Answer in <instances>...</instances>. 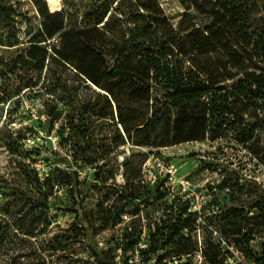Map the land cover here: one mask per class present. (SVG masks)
<instances>
[{
  "label": "rangeland",
  "instance_id": "1",
  "mask_svg": "<svg viewBox=\"0 0 264 264\" xmlns=\"http://www.w3.org/2000/svg\"><path fill=\"white\" fill-rule=\"evenodd\" d=\"M0 5L6 9V23L19 19L25 28L29 22L32 31L44 22L51 26L52 19L47 17L57 12L68 15L77 26L85 24L90 17L105 15L98 25L100 31L106 33L102 39L95 32L81 36L82 42L96 41L108 50L103 60H98L92 67L88 64L93 77L102 86L112 84V79L106 74L113 65L111 54L119 51L120 41L128 33L127 28L135 25L139 38L164 61L173 63L176 58L181 60L187 80H195L196 72L189 64L191 46L186 35L197 26L212 43L209 49L213 57L220 53L233 71L248 69L247 62L221 27L213 25L209 18L185 10L178 0H0ZM26 39L27 35L22 41ZM55 68L54 78L57 80L51 81L52 78L48 77L43 81L46 77L43 72L38 85L27 91L22 89L24 74L21 72L7 75L0 81V185L4 180L15 178V172L20 175L29 173L32 179L36 172L39 182L50 177L47 183L52 220L45 232L35 238V243L43 248L48 264H77L75 261L86 258L94 250L114 255L122 264L123 254L119 245L126 241V232H129L126 246L128 242L137 241L138 249L147 248L148 225L154 222L151 220L153 206L143 207L142 203L146 198L156 196V189H160L157 186L161 183L167 191V201L174 197L188 200L191 210L196 212V229L190 238L194 247L192 264H208L201 250L210 244L221 247L226 255L225 264H254L250 255L264 259V209L252 208L256 202L264 204V163L251 154L250 148L238 143L235 134L220 131L214 134L217 136L214 140L206 135L201 141H182L151 148L135 144L145 139L143 132L132 133V139L124 137V143L107 161L99 165L75 163L68 151L60 146L58 129L65 126L66 134L69 131L67 127L79 121L66 115L69 106L77 107L79 101L85 100L103 108L106 99L102 94L106 92L88 81L74 66ZM134 87L124 85L118 96L129 127V119L134 117L147 123L143 115L150 114L148 107L152 103L150 101L147 106L146 102L128 101ZM65 89L76 97L70 96ZM15 90L18 95L9 96ZM175 97L176 93L167 92L168 101ZM261 103L264 107V99ZM258 105L259 109H255L247 101L236 103L243 123L263 121L264 108L260 102ZM47 108L63 113L51 124ZM112 108L116 120L114 102ZM133 109L130 116L129 111ZM175 113L176 108H173L172 121ZM87 121L92 137L103 139V143H114L115 126L110 124L111 121L96 115H91ZM30 127L34 134L27 131ZM147 128L150 139L154 140L162 130V124L152 121ZM119 129L122 133L120 126ZM136 154H144L145 157ZM131 155L133 161L129 164V173L123 175L125 160ZM135 164H141V186L135 193L144 197L129 201L126 215L119 224L102 228L101 222L93 219L88 225L85 216L89 211H95L99 203L114 209L124 204L123 195L134 193L130 189L123 191L121 187L126 183V177L135 175ZM168 169L173 171L172 175ZM104 180L106 182L102 183ZM138 180L136 178V185ZM38 189L37 186L36 191L39 192ZM118 189L123 193L120 194ZM2 193L5 192L0 188V202L5 201ZM234 209L239 212H234ZM237 231L244 235L239 241H235L232 235ZM233 241L237 246L232 244ZM8 251L4 241L0 242V264L12 255ZM126 256L130 253L127 252ZM142 259L144 257L136 250L126 264H155L156 257L150 256L148 262Z\"/></svg>",
  "mask_w": 264,
  "mask_h": 264
},
{
  "label": "trees",
  "instance_id": "2",
  "mask_svg": "<svg viewBox=\"0 0 264 264\" xmlns=\"http://www.w3.org/2000/svg\"><path fill=\"white\" fill-rule=\"evenodd\" d=\"M178 1L185 10L209 18L213 25L221 27L247 62L248 69L243 72L233 71V67L220 53L213 57L209 49L212 43L197 26L186 35L191 46V51L188 52L189 64L196 72L195 80H187L181 60L176 58L173 63L164 61L139 38L135 25L127 28L128 33L121 39L119 51L111 54L113 65L106 74L112 79V84L102 86L93 77L88 64L92 67L98 60H103L108 50L96 41L82 42L81 36L95 32L102 39L106 33L100 31L98 25L105 15L90 17L86 19L85 24L77 26L68 15L57 12L47 17L52 19L51 26L44 22L32 31L29 22L25 28L19 19L6 23V9L0 5V81L7 75L14 76L21 72L24 74L23 80L21 78L22 89L27 91L38 85L43 72L46 75L43 81L48 77L53 81L57 80L54 78L57 68L53 69L54 67L66 68L71 65L88 81L106 92L102 94L106 99L103 108H97L85 100L79 101L77 107L69 106L66 115L79 121L67 127L69 131L66 134L65 126L58 129L59 144L68 151L75 163L99 165L107 161L115 153V149L124 143V137L126 140L132 139V133L143 132L145 135L143 141L135 142L136 145L156 148L182 141H201L206 135L214 140L217 137L214 134L220 131L235 134L237 142L250 148L251 154L264 163V118L261 122L243 123L236 107V103L247 101L255 109H259V102L261 108H264L261 103L264 99V0ZM25 35L27 39L22 41ZM57 76L60 78V75ZM126 84L135 86L133 92L129 93L128 101L146 102L147 106L152 102L148 107L150 114L143 115L147 123L134 117L129 119V127L124 118L118 96ZM65 90L70 93L69 89ZM168 91L176 93L172 101H168ZM17 92L15 90L10 92L13 95L8 94L15 96L18 95ZM70 96L76 97L71 93ZM112 102L116 104V120ZM173 108H176V115L174 114L172 121ZM45 110L51 117V124L63 113L49 108ZM129 112L132 116L134 109ZM91 115L111 121L110 124L115 126L114 143H103V139L92 137L87 121ZM152 121L162 124V130L155 135L154 140L150 139V130L147 128L152 125ZM27 131L34 134L31 127ZM136 156L145 157L144 154ZM132 159L133 155L125 160L126 170L123 175H128ZM136 165L135 175L126 177V183L121 187L123 191L130 189L134 193L123 195L124 204L121 207L110 209L107 205L103 207V202L99 203L95 211H89L85 216L88 225L95 219L101 222L102 228L113 227L122 222L130 200H140L144 197L135 193L141 186V164ZM15 175V178L4 180L3 185H0L5 192L2 193L5 201L0 202V242L4 241L8 252L12 254L7 256L4 264H48L43 248L35 243V238L45 232L52 220L50 187L47 183L50 177H45L39 182L36 172L33 179L29 173L20 175L15 172ZM136 178H139L137 185ZM104 182L106 180L102 183ZM37 186L39 192L36 191ZM157 187L160 189H156V196L146 198L142 203L143 207L153 206L151 220L154 219V222L153 225H148V246L138 249L137 241L128 242L126 246L125 242L129 237V232H126V241L119 245L123 254L122 264L131 260L136 250H139L142 258L144 257L143 262H148L150 256H155V264H192L194 247L190 238L196 229V212L191 210L188 200L181 201L174 197L167 201V191L163 184ZM121 189H118L120 194L123 193ZM106 200L107 198L104 199ZM252 208L263 210L264 204L256 202ZM236 211L239 212L234 209V212ZM232 235L235 236V241L244 237L241 231ZM235 241L232 244L237 246ZM127 252L130 256H126ZM201 253L208 264H225L226 255L218 245L210 244L201 250ZM250 256L254 264H264L263 257L258 259L254 255ZM75 263L119 264L114 255L97 250L91 251L86 258Z\"/></svg>",
  "mask_w": 264,
  "mask_h": 264
},
{
  "label": "built area",
  "instance_id": "3",
  "mask_svg": "<svg viewBox=\"0 0 264 264\" xmlns=\"http://www.w3.org/2000/svg\"><path fill=\"white\" fill-rule=\"evenodd\" d=\"M168 173L172 175L173 171L171 169H168ZM168 178H171V176L170 177L168 176Z\"/></svg>",
  "mask_w": 264,
  "mask_h": 264
}]
</instances>
